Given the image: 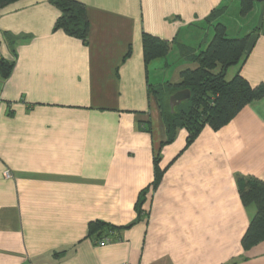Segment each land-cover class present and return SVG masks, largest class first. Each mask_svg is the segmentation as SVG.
<instances>
[{
  "label": "crops",
  "instance_id": "crops-1",
  "mask_svg": "<svg viewBox=\"0 0 264 264\" xmlns=\"http://www.w3.org/2000/svg\"><path fill=\"white\" fill-rule=\"evenodd\" d=\"M78 1L86 42L54 28L50 0L0 7V61L12 64L0 75V264H264V239L242 245L255 206L238 191V178L264 181V96L189 144L178 128L160 146L149 92L195 66L178 45L206 47L214 9L227 35L250 34L226 75L264 83V0L236 30L228 19L240 0ZM143 34L168 40L167 54L145 63ZM156 153L164 172L152 188ZM92 220L120 228L99 245Z\"/></svg>",
  "mask_w": 264,
  "mask_h": 264
},
{
  "label": "trees",
  "instance_id": "trees-1",
  "mask_svg": "<svg viewBox=\"0 0 264 264\" xmlns=\"http://www.w3.org/2000/svg\"><path fill=\"white\" fill-rule=\"evenodd\" d=\"M13 1L16 0H0V7ZM50 2L59 10L54 28L62 29L68 35L86 42L89 22L84 5L78 0ZM254 2L255 0H240L241 15H246ZM220 13V9H214L205 19L213 27V34L206 47L195 49L178 45L180 57L195 63V66L181 69L178 82L165 81L149 85V92L156 100L165 132V139L160 141V146L173 141L178 128L187 131L185 143L189 144L205 125L218 130L246 104L264 96V83L253 87L238 72L230 79L226 78L228 68L245 58L250 34L228 36L225 24L218 20ZM142 45L145 63L166 55L170 48L168 40L150 34H143ZM11 67V63L0 61L2 78L8 76ZM181 89H188L189 97L171 108L168 101L170 95ZM159 160V153H156L153 159L154 176L150 184L152 188L164 172ZM146 190L147 188L140 191L134 206L138 216L146 212L143 208ZM238 191L242 204L255 206V213L242 237V245L247 247L264 239V181L256 177L238 178ZM119 228L101 220H92L88 224V236L94 243L103 245L112 239L113 232Z\"/></svg>",
  "mask_w": 264,
  "mask_h": 264
},
{
  "label": "rangeland",
  "instance_id": "rangeland-1",
  "mask_svg": "<svg viewBox=\"0 0 264 264\" xmlns=\"http://www.w3.org/2000/svg\"><path fill=\"white\" fill-rule=\"evenodd\" d=\"M229 27L232 29L234 28L235 30L238 28L239 25H245L247 22L246 19L243 18V15L240 13V8L235 7L234 5L231 6L230 9V16H229ZM234 35L233 33H228V36ZM171 79V77H169ZM226 78L229 79V75H226ZM169 79V80H170Z\"/></svg>",
  "mask_w": 264,
  "mask_h": 264
},
{
  "label": "water",
  "instance_id": "water-1",
  "mask_svg": "<svg viewBox=\"0 0 264 264\" xmlns=\"http://www.w3.org/2000/svg\"><path fill=\"white\" fill-rule=\"evenodd\" d=\"M190 95V92L188 89H181L176 92H174L169 97V104L170 107L173 108L175 105H177L180 101L187 99Z\"/></svg>",
  "mask_w": 264,
  "mask_h": 264
},
{
  "label": "built area",
  "instance_id": "built-area-1",
  "mask_svg": "<svg viewBox=\"0 0 264 264\" xmlns=\"http://www.w3.org/2000/svg\"><path fill=\"white\" fill-rule=\"evenodd\" d=\"M5 176L6 177H9L10 176V173L8 171L5 172Z\"/></svg>",
  "mask_w": 264,
  "mask_h": 264
}]
</instances>
